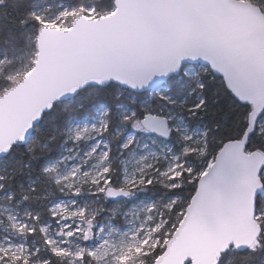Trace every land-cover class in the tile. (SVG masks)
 <instances>
[{"label":"snow or ice","instance_id":"obj_1","mask_svg":"<svg viewBox=\"0 0 264 264\" xmlns=\"http://www.w3.org/2000/svg\"><path fill=\"white\" fill-rule=\"evenodd\" d=\"M0 264H264V0H0Z\"/></svg>","mask_w":264,"mask_h":264}]
</instances>
